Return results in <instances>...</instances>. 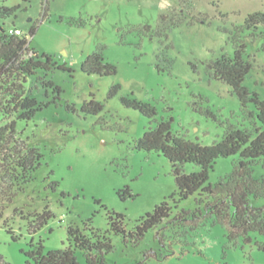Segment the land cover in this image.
I'll use <instances>...</instances> for the list:
<instances>
[{
  "label": "rangeland",
  "instance_id": "obj_1",
  "mask_svg": "<svg viewBox=\"0 0 264 264\" xmlns=\"http://www.w3.org/2000/svg\"><path fill=\"white\" fill-rule=\"evenodd\" d=\"M2 4L18 10L0 27L19 30L40 57L48 55L70 72L39 70L26 78V92L45 107L17 124L18 140L36 148L42 159L31 182L3 212L0 264H24L31 242L41 241L45 254L73 247L68 227L88 236L90 228L105 234L113 247L105 264H264V252L255 245L264 236L253 235L249 245L233 244L212 217L174 221L181 212H203L199 197L175 204L170 163L161 154L135 149L144 132L161 120L171 119L172 133L203 146L220 141L228 127L252 137L257 128L264 130L254 106L248 105L244 115L231 88L214 79L209 68L222 56L233 57L243 44V57L252 65L243 86L264 100V29L258 27L252 38L243 27L247 15L264 13V0H0ZM97 50L117 68L116 76L80 71ZM42 79L60 88L59 98L42 86ZM114 85L120 93L109 99ZM121 96L154 106L155 121L123 107ZM91 98L103 106L96 116L81 112ZM198 108L209 109L215 119L200 115ZM238 161L237 155L217 159L208 183L227 176ZM251 170L254 179L264 177V160ZM183 171L198 172L199 167L186 164ZM52 182L57 183L54 192ZM124 188L134 197L121 200L117 193ZM164 200L171 208L169 218L137 245L109 232V212L123 215V227L131 231ZM251 201L264 205L262 199ZM46 207L53 217L32 233L30 226ZM75 256L77 264H86L82 252L76 250Z\"/></svg>",
  "mask_w": 264,
  "mask_h": 264
},
{
  "label": "trees",
  "instance_id": "obj_2",
  "mask_svg": "<svg viewBox=\"0 0 264 264\" xmlns=\"http://www.w3.org/2000/svg\"><path fill=\"white\" fill-rule=\"evenodd\" d=\"M26 1V0H22ZM18 8L0 5V22L15 16ZM46 11V8H45ZM244 29L251 31L255 38L258 27L264 29V13L254 12L244 19ZM33 27L29 36H33ZM245 46L238 45L233 57L222 56L210 63L214 79L228 85L239 100L241 111L246 115L248 105H253L257 121L264 126V100L256 93L250 92L243 86L245 77L251 72L252 65L243 57ZM58 69L70 72L64 65H57L48 55L39 56L30 47L25 35H9L0 27V220L4 210L13 203L24 186L31 182L32 174L39 167L41 154L34 147L19 142L17 124L30 121L36 112L45 104L38 103L25 89L26 78L36 75L41 70L47 74ZM80 71L85 75L98 77H114L117 68L105 63L101 51L97 50L86 57L81 63ZM44 88H51L59 98L61 90L52 81L41 80ZM120 93L118 85L108 91V98ZM121 105L138 112L150 121H155L156 108L149 103L138 101L129 96L120 97ZM103 106L94 98L85 102L81 112L85 115L96 116L102 112ZM200 115L215 119L209 109H194ZM249 119L253 114H247ZM172 120H161L154 128H149L135 143L137 151L156 152L161 154L171 165V175L174 179L176 192L171 195L175 204L197 194L198 207L194 212H181L174 221H183L188 217L195 220L201 217H212L215 223L227 230V239L233 244L238 240L243 245L253 242V235L264 236V205L256 207L251 199L264 200V177L254 179L252 166L257 160H264V130L257 128L255 136L246 131L228 127L220 141L210 146H203L172 133ZM237 155L239 161L232 171L219 181L211 185L208 183L209 172L217 159ZM192 164L199 167L198 172L186 174L183 167ZM56 182L50 185L55 191ZM121 200L125 196L133 198L129 188L117 193ZM177 197V201L174 199ZM205 201V203H203ZM171 208L167 201L156 205L152 212L139 218L131 231L123 227L124 216L113 212L108 213L109 232L122 238L125 244L137 245L145 234L170 216ZM52 213L46 207L42 215H38L30 231L35 233ZM90 222V221H89ZM68 241L73 243L68 247L44 253L39 241L29 243V249L24 252V264H77L75 251L84 254L86 264H105V256L112 250L108 237L90 228V236L82 233L78 228L68 227ZM12 234V231L8 230ZM13 239H16L13 237ZM257 249L264 252V242H255Z\"/></svg>",
  "mask_w": 264,
  "mask_h": 264
},
{
  "label": "built area",
  "instance_id": "obj_3",
  "mask_svg": "<svg viewBox=\"0 0 264 264\" xmlns=\"http://www.w3.org/2000/svg\"><path fill=\"white\" fill-rule=\"evenodd\" d=\"M8 34L9 35H15V36H21L22 35V33L17 29H9Z\"/></svg>",
  "mask_w": 264,
  "mask_h": 264
}]
</instances>
